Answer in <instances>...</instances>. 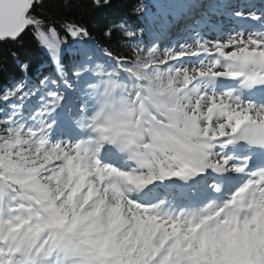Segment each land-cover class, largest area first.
Wrapping results in <instances>:
<instances>
[{"label":"snow or ice","instance_id":"1","mask_svg":"<svg viewBox=\"0 0 264 264\" xmlns=\"http://www.w3.org/2000/svg\"><path fill=\"white\" fill-rule=\"evenodd\" d=\"M112 6L0 0V264H264V0L231 11L258 27L163 50L170 5L94 35Z\"/></svg>","mask_w":264,"mask_h":264},{"label":"trees","instance_id":"2","mask_svg":"<svg viewBox=\"0 0 264 264\" xmlns=\"http://www.w3.org/2000/svg\"><path fill=\"white\" fill-rule=\"evenodd\" d=\"M111 2L113 5L112 8L107 9L105 12L94 16H83L82 22L85 23L87 27L93 29L94 35L96 34V30L107 20H119L124 18L133 29H139L144 25V21L133 13V7L140 3L141 0H111ZM142 2L147 5L148 9H151L156 0H142ZM163 2L167 4L168 0H163ZM63 4L64 0H45L44 14L59 18V14L63 11ZM77 18H80L79 15ZM114 47H119V45H114ZM5 51L4 49H0V57L5 55ZM13 51L17 52L21 60L31 59L33 61V76L36 75V69L39 65L47 61V58L34 40H27L23 45L13 48ZM66 58L67 57H65V61ZM13 65L14 59L9 53L7 54L6 64L0 66V90H2L4 86L11 84V80H9V70L13 68ZM50 70V67L46 69L48 72H50ZM21 75L22 74L18 71L15 72L16 78H19Z\"/></svg>","mask_w":264,"mask_h":264},{"label":"bare ground","instance_id":"3","mask_svg":"<svg viewBox=\"0 0 264 264\" xmlns=\"http://www.w3.org/2000/svg\"><path fill=\"white\" fill-rule=\"evenodd\" d=\"M249 11H252V10H250V8H245V13L248 15V12ZM223 28H226V26L225 27H223ZM221 32H223V31H221ZM208 34H210V35H216L217 33L216 32H212V31H210V32H208Z\"/></svg>","mask_w":264,"mask_h":264},{"label":"rangeland","instance_id":"4","mask_svg":"<svg viewBox=\"0 0 264 264\" xmlns=\"http://www.w3.org/2000/svg\"><path fill=\"white\" fill-rule=\"evenodd\" d=\"M173 27H174V26H173ZM173 27H172V28H173ZM172 28H171V29H172ZM234 30H235V29H234ZM180 37H181V36H180ZM174 38H175V39H173L172 42H171L169 45H167V47H168V46H171V44H172L173 42H176V41H177V38H176V37H174ZM169 40H170V39H169ZM178 42L181 43L180 41H178ZM189 45H190V44H189Z\"/></svg>","mask_w":264,"mask_h":264},{"label":"clouds","instance_id":"5","mask_svg":"<svg viewBox=\"0 0 264 264\" xmlns=\"http://www.w3.org/2000/svg\"><path fill=\"white\" fill-rule=\"evenodd\" d=\"M145 174H146V172H145ZM54 187H55V185H53ZM26 214V213H25Z\"/></svg>","mask_w":264,"mask_h":264}]
</instances>
